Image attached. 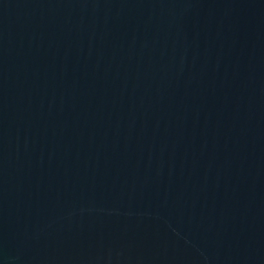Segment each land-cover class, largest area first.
<instances>
[{
    "label": "water",
    "instance_id": "1",
    "mask_svg": "<svg viewBox=\"0 0 264 264\" xmlns=\"http://www.w3.org/2000/svg\"><path fill=\"white\" fill-rule=\"evenodd\" d=\"M0 264H264V0H0Z\"/></svg>",
    "mask_w": 264,
    "mask_h": 264
}]
</instances>
